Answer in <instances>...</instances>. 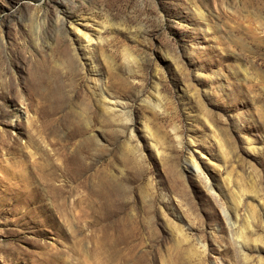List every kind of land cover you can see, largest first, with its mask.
<instances>
[{
	"label": "rangeland",
	"instance_id": "374dc122",
	"mask_svg": "<svg viewBox=\"0 0 264 264\" xmlns=\"http://www.w3.org/2000/svg\"><path fill=\"white\" fill-rule=\"evenodd\" d=\"M46 162L66 217L15 188ZM96 248L264 264V0H0V264Z\"/></svg>",
	"mask_w": 264,
	"mask_h": 264
},
{
	"label": "bare ground",
	"instance_id": "6f19581e",
	"mask_svg": "<svg viewBox=\"0 0 264 264\" xmlns=\"http://www.w3.org/2000/svg\"><path fill=\"white\" fill-rule=\"evenodd\" d=\"M29 143H30V141H28V144ZM67 160H68V158H67ZM191 161H192L191 163H192L193 167L196 170H198L199 169L198 165L193 160H191ZM64 162H66V160H64ZM64 162L62 163L63 165L61 164V166L58 168L60 171L59 173H57V171H58V169H56L57 167H55V165L51 164V163L46 162L44 164H41L40 166L34 165L30 169L31 170L30 173L27 174L28 176L23 177L21 184L18 187H15L16 190H18V193L21 194V196L23 194L24 201L31 202V203L38 202L39 195L37 193V187H36V185H34V183L39 182L42 184V186L45 187L47 195L50 196V198L52 200L53 207L56 209V211L59 213L60 216L66 217L68 215V210L70 208L80 207L85 202V199H76V200L70 202V204H67L66 199L63 198L64 185L63 184L56 185L54 183L58 179V177L66 178V177L71 176L70 170H68V168L66 169V165H65L66 163H64ZM16 164L18 166L20 165L19 163H16ZM13 189H14V187H13ZM25 194H28V195H25ZM60 199H61V201H59ZM35 209H38V207H35ZM58 243H59V241L56 240V244H58ZM94 251H96V255H97L96 260H100L101 262L106 263V264H107V262L108 263L110 262L109 260H112L111 256L109 258H106L105 260L101 259L100 258V252L98 251V249L96 248ZM113 256H114V254H113ZM96 260H94V261H96ZM97 263H99V262L97 261ZM78 264H85V259H82V263L80 261H78ZM93 264H94V262H93Z\"/></svg>",
	"mask_w": 264,
	"mask_h": 264
}]
</instances>
